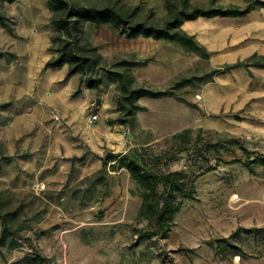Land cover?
Listing matches in <instances>:
<instances>
[{
    "label": "rangeland",
    "instance_id": "obj_1",
    "mask_svg": "<svg viewBox=\"0 0 264 264\" xmlns=\"http://www.w3.org/2000/svg\"><path fill=\"white\" fill-rule=\"evenodd\" d=\"M107 1L112 0L98 3ZM190 1L243 6L247 0ZM118 2L125 7L136 5L140 17L158 23L166 14V0ZM0 8L14 21L12 32L0 26V48L16 55L5 57L11 70L0 65V75L17 79L35 68V82H47L46 93L43 87L29 90L43 95L42 102L29 97L16 103L20 108L30 104L23 112L0 109V190L6 207L24 210L19 237L0 247V264L21 259L34 249L49 259L38 264H264V164L249 170L240 161H229L243 157L236 145L218 152L197 146L191 154L182 152L170 158L169 168L191 172L198 170V160L208 157L212 164L219 160L214 169L198 175L196 197L184 201L165 237L136 238L135 228L142 225L136 217L140 197L124 168L107 165L108 175L99 180L88 178L99 169V157L106 149L125 151L135 144H148L151 151L162 152L168 150V136L184 127L193 133L202 128L203 136L206 130L238 136L248 149L263 152L261 110H253L251 102L240 103L242 91L231 96L236 90L230 84L220 96L212 94L206 101L197 85L205 72L225 62L253 52L264 54L258 51L264 49L258 41L264 37V10L242 18L200 16L184 23L182 28L194 35L206 55L201 48L179 42L141 35L129 38L108 24L83 23L80 44L94 47L107 66L130 61L137 85L170 89L182 76L192 77L190 84L173 88V95L141 97L138 102L145 108L137 111L130 126L117 120L119 85L110 74L102 75L79 108L74 101L80 94L74 90L80 76H65L61 66L43 68V58L54 54L49 47L54 31L49 27L51 11L45 0L4 1ZM31 27L37 32L49 30L47 47L34 55L28 49ZM68 84L70 91L58 95L57 88ZM206 86L211 89L215 83L202 88ZM3 89L0 101L17 97L15 90L7 99ZM81 111L87 118L97 114L86 129L79 128L75 119ZM40 183L44 186L39 187Z\"/></svg>",
    "mask_w": 264,
    "mask_h": 264
},
{
    "label": "trees",
    "instance_id": "obj_2",
    "mask_svg": "<svg viewBox=\"0 0 264 264\" xmlns=\"http://www.w3.org/2000/svg\"><path fill=\"white\" fill-rule=\"evenodd\" d=\"M4 1L13 0H0V4ZM165 5L166 14L158 23L146 17H140L136 5L125 7L118 0L105 3H98V0H47V7L51 11L49 23L54 30L50 36L49 47L54 54L46 59L43 68L66 64L65 76L78 73L80 81H83L86 87L91 88H96L100 84L102 75L110 74L119 85L115 95L116 109L119 113L117 120L131 126L135 123L137 111L145 108L138 102L141 97L173 95L175 94L173 88L190 84L192 77L182 76L173 82L170 89H152L137 85L134 83V76L128 66L130 61L119 60L107 66L103 55L94 47L80 44L83 23L108 24L119 29L129 38L141 35L179 42L193 48H201L202 54L206 55V50L198 43L194 35L182 28L185 20L200 16L208 18L243 15L251 9L264 7V0H247L243 6L201 5L190 0H166ZM0 26L10 32L14 29V21L3 8H0ZM3 56L9 59L16 57L13 52L0 48V57ZM122 63L127 64L121 65ZM252 65L264 67V54L253 52L242 59L225 62L205 72L200 83L212 79L214 73L228 71L237 66H243L251 73L250 66ZM79 89L78 87L75 91ZM175 97L180 99L179 95ZM10 103V100L0 102V109L6 108ZM202 131V128H199L193 133L190 127H184L172 132L167 138L170 141L168 150L162 152L151 151L148 144H135L125 151L106 149L100 155L99 169L88 178L93 177L99 180L101 175H108L107 165L110 169L124 168L126 170L140 197L136 217L142 221V225L135 228L137 239L153 235L165 237L174 225V216L184 201L196 197L195 180L198 175L214 169L219 160L216 158L215 163L212 164L208 157H205L203 162L198 160V170L191 172L182 168H169L168 162L175 154L182 152L191 154L198 147V149H213L218 152L220 149H230L236 145L241 149L243 157L235 156L229 161H240L249 170H252L255 165L264 164V151L248 149L240 137L222 136L215 132L212 134L210 130H206V135L203 136ZM2 150L0 145V152ZM194 158L197 157L194 156ZM130 191L134 192L133 189ZM4 203L3 192L0 190V247L19 237L21 229L19 223L24 211L19 206L6 207ZM20 261L38 264L49 261V259L34 249L23 258L7 264H17Z\"/></svg>",
    "mask_w": 264,
    "mask_h": 264
},
{
    "label": "crops",
    "instance_id": "obj_3",
    "mask_svg": "<svg viewBox=\"0 0 264 264\" xmlns=\"http://www.w3.org/2000/svg\"><path fill=\"white\" fill-rule=\"evenodd\" d=\"M45 2L47 3V0H45ZM259 10H264V7L254 8V9H251L250 11H248L247 13H245L243 15L230 16V17L242 18V17H246L247 15H250L251 13H254L255 11H259ZM197 18H195V19H197ZM195 19L185 20L183 22V24L190 22V21H194ZM33 27H31L30 37L28 38V42H29L28 43V49L30 50V54H32V55L35 54L36 50L44 49L45 47H47L48 41H49V36H48L49 30L44 31V32H37V28L35 29ZM49 27H51L50 23H49ZM258 41L261 42L262 44H264V37L258 38ZM261 50H264V49L263 48L258 49V51H261ZM46 59H47V57L45 56L41 62L43 65H44ZM0 65L5 66L3 70H6V71L11 70V68H10L11 64L9 65L7 63V60L4 56L0 57ZM61 67H64V68H62V71H65V73H66L67 65L63 64ZM48 68H50V67H48ZM34 71H35V68L33 69V71L31 69H29V70H27V72L24 73V75H22V77L18 76L17 79L15 78L16 76H14V78H11V77L8 78L6 76H4L2 78V76L0 75V87L6 88L5 90L3 89L1 91H2V94L3 93L7 94V96H8L7 99L10 98L9 94L15 92V90H16L15 95L17 97L16 98L14 97V99L10 100L11 103L6 107L7 110L14 111V109H16V110L20 109L23 112L25 107H29L30 104L28 103L23 108H20L19 106L16 107V105H17L16 103L24 102L29 97H32L34 102L40 103L43 101V99H42L43 95L38 94L36 96V95H34L35 92L29 91L30 88H32V87H41V88L43 87V93H46V91H44L46 89V85H47L46 80H38L37 82H35V80L33 79V74H35ZM250 71H251V73L245 67L237 66V67L231 68L228 71L214 73L212 76V79H209L207 81L200 83V85L198 86L201 90L200 94L203 96V98H205L204 101H206L207 98L211 100L212 94L220 96L221 95L220 92L225 90L224 86H228L230 84L231 89L236 90L234 95H231V96H235L238 91H242V93L239 94L240 95V97H239L240 103H250L251 102L252 103V109L253 110H256V109L261 110V112L263 113L262 117L264 118V67L252 65V66H250ZM75 75H79V74L74 73V74H71L69 76H71L73 79V77H75ZM239 75L242 78L240 81L238 80ZM213 82L215 83L214 88L210 89V87H207V86L202 88L206 84H211V83L213 84ZM70 86H71L70 84L64 85L62 90L60 88H57V92H58L57 94L62 95V96L66 95V93L68 91H70V89H71ZM73 86H74V84H73ZM78 87L80 88V90H79L80 95L74 101V105L81 108L82 105L85 102H87V100L89 99V97L93 93L92 91H94L95 88L86 87L84 85V82L80 81V80L78 83L76 82L75 90ZM224 96H225V94L222 93V98H224ZM215 100H216V102L220 101L218 98ZM0 102H2V101H0ZM89 117L87 118V115L85 114V112L81 111V113H79L75 117V119H77L76 121H77L78 127L79 128L83 127L85 129H86V127L88 128L89 123H90Z\"/></svg>",
    "mask_w": 264,
    "mask_h": 264
},
{
    "label": "built area",
    "instance_id": "obj_4",
    "mask_svg": "<svg viewBox=\"0 0 264 264\" xmlns=\"http://www.w3.org/2000/svg\"><path fill=\"white\" fill-rule=\"evenodd\" d=\"M198 96H199V95H198ZM54 118L57 119V120H60V118H59L58 115H55ZM96 118H97V114H96V113H93V114L90 115V117H89V121H90V122H91V121H94ZM37 185H39V184H37ZM43 186H44V184H43V183H40V186H39V187H43Z\"/></svg>",
    "mask_w": 264,
    "mask_h": 264
}]
</instances>
